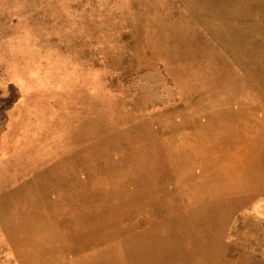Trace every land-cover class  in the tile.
Listing matches in <instances>:
<instances>
[{
    "label": "rangeland",
    "instance_id": "374dc122",
    "mask_svg": "<svg viewBox=\"0 0 264 264\" xmlns=\"http://www.w3.org/2000/svg\"><path fill=\"white\" fill-rule=\"evenodd\" d=\"M0 264H264V0H0Z\"/></svg>",
    "mask_w": 264,
    "mask_h": 264
}]
</instances>
